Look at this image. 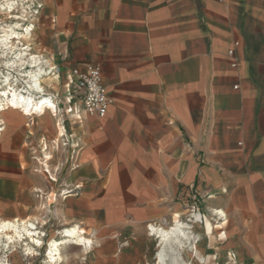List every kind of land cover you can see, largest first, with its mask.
<instances>
[{
	"label": "crops",
	"instance_id": "1",
	"mask_svg": "<svg viewBox=\"0 0 264 264\" xmlns=\"http://www.w3.org/2000/svg\"><path fill=\"white\" fill-rule=\"evenodd\" d=\"M37 2L33 47L56 70L53 91L98 65L112 106L98 119L62 96L72 115L14 122L0 216L48 209L92 231L75 264H150V226L196 207L186 262L264 264V0Z\"/></svg>",
	"mask_w": 264,
	"mask_h": 264
},
{
	"label": "bare ground",
	"instance_id": "2",
	"mask_svg": "<svg viewBox=\"0 0 264 264\" xmlns=\"http://www.w3.org/2000/svg\"><path fill=\"white\" fill-rule=\"evenodd\" d=\"M6 1L7 4L1 5L0 10L12 15L15 11V3L10 2L11 0ZM20 17L18 15L14 16L15 20H20ZM34 29V25L29 24L28 26H22L20 23H15L13 26H10V29H2L0 32V56L5 57L8 54L13 56H10L11 60L5 63V65L12 68L13 71L16 70L22 72L26 70V66H29L30 71L25 75L28 80H26V78L24 80L30 90L39 94L45 92L43 82L44 76L49 74L47 72V66H49V63L40 55L32 53L30 49L31 47L28 43L22 45V43L27 42L31 37ZM16 44H21L23 47L18 49ZM6 86H8L9 91H5L3 96H5L8 101L7 110H19L29 118V116L33 117L38 114V112H45L48 108L47 106H49L50 109L56 107V103L54 104L53 101H50L45 97L36 98L32 95L26 96L19 93V91L16 90L14 86H11L9 82ZM2 122L4 121L2 120ZM1 136L2 135L0 134V138ZM52 145L57 146L58 140H55ZM44 148H49L48 142L45 143ZM45 155L49 156L48 153ZM47 158H50V156ZM196 224L197 222H193V226H188V224L177 220L175 221V225L168 229L156 225L150 226L151 236L154 237L153 241L156 243V246L158 245V251L156 254V260L158 261L157 264H167L169 260H172V264H178V261L181 259L179 252L184 250L188 244L190 246L192 245L193 235L189 230H192ZM85 234L86 232L84 230L75 227L65 228L61 232H57L56 235H59L60 239L58 240L54 236L48 241L47 264H63L64 256L62 255V251L70 246H78L81 249L84 247L86 251L91 250L93 241L86 237ZM45 237L46 235L37 222L20 221L18 219L4 220L0 222V252L5 251V254L11 253L19 245H21L20 248H24L26 252L28 251L29 254L35 252L37 249L43 247ZM86 251L85 254L87 253ZM199 260L193 261L192 264H199ZM3 262L0 264H8Z\"/></svg>",
	"mask_w": 264,
	"mask_h": 264
},
{
	"label": "rangeland",
	"instance_id": "3",
	"mask_svg": "<svg viewBox=\"0 0 264 264\" xmlns=\"http://www.w3.org/2000/svg\"><path fill=\"white\" fill-rule=\"evenodd\" d=\"M10 2L15 3V11L12 15H10L5 11L0 10V32L2 31V29H8V28L10 29V26H13L15 23H20L22 26H28L29 24L36 26V20L38 18V13L40 10L39 9L40 7H39L37 0H21V1L11 0ZM10 2H8V3H10ZM4 4H7V1L6 0H0V6L4 5ZM16 15H18L19 17L21 16L20 20H15L14 16H16ZM34 31L32 32V35L27 40V42L22 43V45L28 43V45L31 47L30 48L31 52L39 55L38 52H35L36 50H34V47H33ZM22 45L16 44L18 49L22 48L23 47ZM10 56H12V55L8 54L5 57L0 56V134L2 135L0 138V151L5 150L7 148V144L5 142V139L9 135L8 134L6 136V133L8 132L9 127L14 122H16L19 118L27 117L19 110H13V109L7 110L8 109V101L5 98V96H3V93L5 91H9L8 86H6V84L8 82L10 83L11 86H14L15 89L19 91V93H22L26 96L32 95L36 98L45 97L48 100L53 101L54 104L56 103L55 109L54 108L50 109L49 106H47L48 108L46 109V110H50L51 112L54 111L53 112L54 114H61L63 110L68 115L73 114V113L72 114L68 113L69 106L62 107L60 104L61 103L60 98L63 96L66 100L65 101L66 104L70 105L68 103V98H69V93H70L68 91V85H69L70 81L68 83L62 84L64 86L63 88L66 91H68L67 96H65V94H63L61 96V94L59 93V91L57 89H56L57 92H54L53 90L55 89L54 88L55 87L54 86L55 81H53V80H56L58 77H57V75H55L56 70H54L50 66H47V72L49 74H47V76H44V82H43L44 83L43 87L45 89V92L38 94V93L34 92L33 90H30L28 88V85L26 84V82L24 80L26 78V76H25L26 73L28 71H30L29 66H26V70H24L22 72H19L16 70L13 71L12 68L5 65L6 62L11 60ZM26 80H28V78H26ZM43 113L38 112V114H43ZM38 114H36V115H38ZM36 115H34V116H36ZM2 120L5 122V124H4V122H2ZM54 141L51 143L48 142V147L50 145V147L48 149L52 150L53 147H55V145H52L54 143ZM43 149H45V148H43ZM49 178H50V176H49ZM14 218L18 219L16 216H9L7 214H4V218L2 216H0V222L4 221V220H13ZM190 219L191 218H190V213H189V215L186 216L182 222L187 223ZM18 220L21 221V219H18ZM30 221L39 223V227L43 230L44 234L46 235V237L44 239L43 247L40 249H37L35 252H31L30 254L28 253V251L26 252L24 250V248L23 249L20 248L21 245L17 246L15 248V250H13L11 253L5 254V251H2V252H0V263L5 260L3 263H8V264H47L48 263V259H47L48 241L50 239H52L54 236L59 240L60 237H59V235H56L57 232H61L65 228L73 227V226L67 225L65 222L55 221L54 214L49 212L48 209H45L43 215L39 216L38 218H31ZM42 225H43V227H42ZM174 225L175 224H172L168 227H163V226H160V227L168 229V228H172V226H174ZM91 234H92V231H88L87 237H90ZM155 245H156V243H155ZM157 246H155L156 254L158 251ZM180 253H182V252H179V254ZM62 255L64 256V263L63 264H75V263H77L76 261H79V258L81 257L80 248L75 247V246L74 247L70 246V247H68L62 251ZM181 255L183 256V254H181ZM83 264H86V263L83 262ZM150 264H156V255H155V258L152 259Z\"/></svg>",
	"mask_w": 264,
	"mask_h": 264
},
{
	"label": "built area",
	"instance_id": "4",
	"mask_svg": "<svg viewBox=\"0 0 264 264\" xmlns=\"http://www.w3.org/2000/svg\"><path fill=\"white\" fill-rule=\"evenodd\" d=\"M221 1V0H220ZM238 45V44H236ZM233 54V51L231 52ZM235 67V65H233ZM70 88L72 92L69 93L68 103L77 102L84 114L90 117L103 119L107 116L109 108L112 106V100L108 94L106 84L104 82L101 66L87 65L83 68H76L71 73ZM55 109V108H54ZM68 113H73L72 108L68 109ZM78 113H74L77 116ZM77 119H80L78 116ZM191 220L198 221L200 214L196 207L191 210ZM169 223L164 220L163 227H167ZM193 235L192 245L188 244L187 247L193 248L195 251V245L199 239L196 234L189 230ZM151 233V231H150ZM186 247V248H187ZM195 253V252H193ZM181 259L178 264H192V262H186L180 253ZM236 256L232 253L227 254V263H234ZM204 262V260H202ZM158 261L156 260V264ZM167 264H172V260H169Z\"/></svg>",
	"mask_w": 264,
	"mask_h": 264
}]
</instances>
